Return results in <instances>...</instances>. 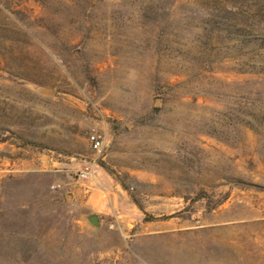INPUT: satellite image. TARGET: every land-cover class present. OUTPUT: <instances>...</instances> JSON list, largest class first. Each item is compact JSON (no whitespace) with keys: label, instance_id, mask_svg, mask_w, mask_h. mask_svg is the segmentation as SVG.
Returning <instances> with one entry per match:
<instances>
[{"label":"rangeland","instance_id":"1","mask_svg":"<svg viewBox=\"0 0 264 264\" xmlns=\"http://www.w3.org/2000/svg\"><path fill=\"white\" fill-rule=\"evenodd\" d=\"M0 264H264V0H0Z\"/></svg>","mask_w":264,"mask_h":264},{"label":"built area","instance_id":"2","mask_svg":"<svg viewBox=\"0 0 264 264\" xmlns=\"http://www.w3.org/2000/svg\"><path fill=\"white\" fill-rule=\"evenodd\" d=\"M88 142L94 153L98 155L103 154L106 146V139L100 132H98L97 130L91 131L88 135ZM77 177L80 182L95 181L96 180L95 163L86 162L83 168L78 171ZM51 189L53 191H57L61 189V184H54Z\"/></svg>","mask_w":264,"mask_h":264},{"label":"water","instance_id":"3","mask_svg":"<svg viewBox=\"0 0 264 264\" xmlns=\"http://www.w3.org/2000/svg\"><path fill=\"white\" fill-rule=\"evenodd\" d=\"M88 222L95 228L99 227L100 221L98 216L92 215L88 218Z\"/></svg>","mask_w":264,"mask_h":264}]
</instances>
